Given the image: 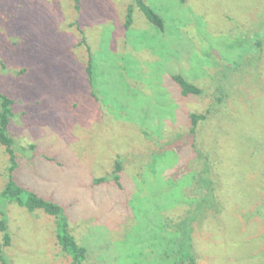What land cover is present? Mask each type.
I'll return each instance as SVG.
<instances>
[{
	"label": "rangeland",
	"instance_id": "rangeland-1",
	"mask_svg": "<svg viewBox=\"0 0 264 264\" xmlns=\"http://www.w3.org/2000/svg\"><path fill=\"white\" fill-rule=\"evenodd\" d=\"M134 1L83 0L79 23L96 65L91 87L68 0H0V93L15 102V179L62 206L87 249L85 264H173L199 194L189 180L178 182L203 169L193 143L209 160L221 209L191 224L196 264H264V56L244 68L264 42V0H144L168 29L145 28L135 11L126 34ZM176 73L203 94L182 97ZM219 85L229 87L221 104ZM206 110L194 141L189 114ZM117 156L122 188L94 185ZM6 166L0 146V190ZM7 214L9 264H70L52 218L13 204Z\"/></svg>",
	"mask_w": 264,
	"mask_h": 264
},
{
	"label": "trees",
	"instance_id": "trees-1",
	"mask_svg": "<svg viewBox=\"0 0 264 264\" xmlns=\"http://www.w3.org/2000/svg\"><path fill=\"white\" fill-rule=\"evenodd\" d=\"M68 1L69 4H71V9H72L71 11L75 15L74 16L75 19L73 18L70 25L68 26L70 27L74 26L82 35L81 42L79 44L77 43L76 46H85L87 50L88 55H87L86 65L84 68V75H85L86 83L90 84V86L92 87L91 84H93L95 78L94 71L96 69V65L94 64L93 61L94 58L91 53L90 46L86 44L87 41L84 38L85 29L81 28L82 26L79 23L80 21L79 13L81 10H83L82 9L83 0H68ZM179 1L181 5L184 6L186 0H179ZM135 11L141 13L142 18L140 19V22L142 23V20L145 22L146 25L145 28L147 27L154 29L156 28L161 33L165 32L166 29H168L165 28L164 19L159 14H157L151 7L146 5L144 0H135L133 4L128 5L126 8L124 22H123V28L126 34L127 33L129 34L131 31L135 30L133 29L134 28L133 26L135 25L134 22ZM76 15H78V17H76ZM260 29L261 30L263 29L264 31V26H262ZM141 32H145L147 33V35H154V33L150 34L147 30H143V29L141 30ZM125 44L127 45L128 42L126 41ZM256 46H257V50H256L257 53L256 55H253L251 57L254 59V61H252L249 65H247V59H251V58L244 59V64H245L244 68H246L247 66L256 67L257 64L260 62V60L263 58L262 56L264 55L262 54V52H263L264 42L258 40L256 42ZM128 52L130 53V51ZM148 60H150V57L148 58ZM170 77L176 83L175 86L178 88V91L182 97H188V96L197 97L202 95L204 92L203 89H201L198 85H194L191 82L187 81L181 73L171 74ZM216 90H217L216 103L221 104L225 99V97L228 95L229 87L227 85L226 86L219 85V87ZM92 98L97 103L98 97L94 96V91L92 93ZM14 103L15 102L13 101L12 98L8 97L3 93H0V146L3 147L4 153L7 156L6 180L2 189L0 190V235L2 237V245L0 246V262L1 264H9V262L4 256V250H2V248H7L11 244V237L8 233V226H7L8 224L7 205L13 204L24 209L30 214L41 212L46 217L52 218L54 220L56 243L60 247L63 254L69 258L70 264H85L87 259V249L83 247V245H80L76 241V239L71 235L69 231L68 218L62 206H60L59 204L53 201H50L46 198L39 196L33 190H30L24 187L23 185H20L15 179V172L19 167V162L15 153V140L10 134V124H11V119L13 118ZM209 114H210L209 110H206L203 113L192 112L189 114L190 128H189V135H187V137L191 136L195 141L199 124L206 121L207 116ZM168 146H170L169 143L164 144L163 147L166 148ZM189 147L190 150L193 148L194 151L197 153L196 157L203 165L202 166L203 169L200 170V172L197 173L196 175H192V177L190 178L187 177L186 175L184 178L182 176L178 179V182L180 183L181 182L188 183V181L186 182L185 180H189L193 191L197 190L198 188L199 194L195 195L193 198L194 200L195 198H197V201L190 202L188 205L189 207H191V210L189 208L188 211L190 216L184 219L183 225L181 226V230H182L180 231L181 239L178 241L177 252L174 251L176 258H174L173 264H196L190 243L191 224L194 221H200L202 218L208 215L209 212L214 215H217L221 212V209L219 208L220 203L218 202L216 196V188L214 186L213 181L209 177L210 174L209 160L205 154H203L200 150L196 148L195 144L192 143L191 146ZM165 148H162V151ZM28 149L29 152H32L33 150H35V145H30ZM157 154L158 156H155L152 159L153 163H151L152 160L149 163V165L151 164L150 165L151 167H149L148 169L151 171V173H154V166L156 165L157 160H159L160 157L163 155V153L159 154L158 152ZM110 161H111V170L107 172V174H105L104 176L93 178L92 182L94 185L98 187L113 182L118 188H122L123 185L121 184V175L125 171V168L123 166L124 158L122 156H117ZM166 225L169 224H160L159 229L164 230V228H166ZM168 237H172V236L168 235ZM173 238L174 237H172V239Z\"/></svg>",
	"mask_w": 264,
	"mask_h": 264
}]
</instances>
